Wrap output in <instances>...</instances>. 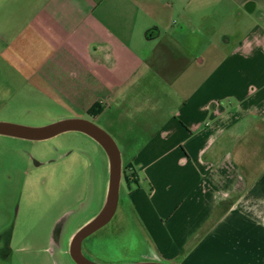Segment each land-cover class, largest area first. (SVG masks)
<instances>
[{
    "label": "crops",
    "instance_id": "crops-1",
    "mask_svg": "<svg viewBox=\"0 0 264 264\" xmlns=\"http://www.w3.org/2000/svg\"><path fill=\"white\" fill-rule=\"evenodd\" d=\"M34 1L0 51L4 78L49 123L86 119L113 139L145 262L264 264V0ZM74 233L0 256L75 264Z\"/></svg>",
    "mask_w": 264,
    "mask_h": 264
},
{
    "label": "rangeland",
    "instance_id": "rangeland-1",
    "mask_svg": "<svg viewBox=\"0 0 264 264\" xmlns=\"http://www.w3.org/2000/svg\"><path fill=\"white\" fill-rule=\"evenodd\" d=\"M36 6L34 0H0V51ZM11 74L0 59V121L25 126L49 123L50 114L28 108L27 86L4 78ZM108 173L106 153L82 133L64 132L39 141L0 135V252L10 240L13 251L24 245L21 240L38 251L53 227L63 236L76 232L100 211ZM148 240L122 180L112 218L81 247L97 263L123 264L153 259ZM0 264L8 262L0 256Z\"/></svg>",
    "mask_w": 264,
    "mask_h": 264
},
{
    "label": "water",
    "instance_id": "water-1",
    "mask_svg": "<svg viewBox=\"0 0 264 264\" xmlns=\"http://www.w3.org/2000/svg\"><path fill=\"white\" fill-rule=\"evenodd\" d=\"M67 131H77L86 134L102 147L108 158V185L103 205L100 211L90 221L81 226L73 234L69 245V255L75 264H100L87 258L83 254L81 246L84 239L109 222L117 206L121 177V161L118 148L113 139L98 125L86 119H64L42 126H25L0 121V135L25 140H45ZM123 264L167 263L139 261Z\"/></svg>",
    "mask_w": 264,
    "mask_h": 264
},
{
    "label": "trees",
    "instance_id": "trees-1",
    "mask_svg": "<svg viewBox=\"0 0 264 264\" xmlns=\"http://www.w3.org/2000/svg\"><path fill=\"white\" fill-rule=\"evenodd\" d=\"M125 171H128V174H126ZM122 176H123L124 181H125L127 184H130V183H132V182L135 181V180L132 178V176H133L132 168L129 167V166H123V168H122Z\"/></svg>",
    "mask_w": 264,
    "mask_h": 264
}]
</instances>
